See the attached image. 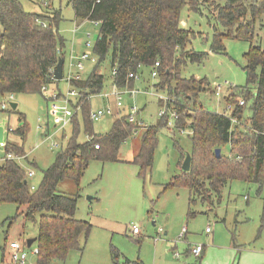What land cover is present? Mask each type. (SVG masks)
Listing matches in <instances>:
<instances>
[{"label": "trees", "instance_id": "1", "mask_svg": "<svg viewBox=\"0 0 264 264\" xmlns=\"http://www.w3.org/2000/svg\"><path fill=\"white\" fill-rule=\"evenodd\" d=\"M67 1L76 19L99 22L92 49L97 60L85 79L72 81L78 90L73 106L81 104L82 126L88 138L76 142L79 124L74 115L66 147L57 151L53 162L43 169L34 190L30 189L26 172L17 160L2 159L0 162V203H12L17 207L9 225L19 215L25 223L36 224L34 243L38 249V262L65 261L70 251L81 250L80 236L87 237L91 224L75 218L80 179L91 160H119V148L134 130H140L137 132L139 147L131 162L138 166V175L143 179L152 167L159 130L164 127L172 134L190 132V168L173 176L163 190L186 187L206 198V193L219 194L233 180L253 182L260 189L264 186V49L259 43H252L255 25L264 15V0ZM40 2L50 9L49 0L46 5L42 0ZM184 8L200 14L203 10L211 11V15L215 13L212 15L216 26H213L211 52H225V38L250 42L243 54L246 85L226 98L230 103H235L237 97L244 98L245 104L236 106L232 112L238 120L235 125L222 114L206 110L199 102V95L210 88L206 78L181 76L187 60L199 63L207 56L205 51L186 49L195 31L181 26L180 14ZM60 19V11L30 13L24 10L20 0H0V95H42V86L57 81L50 69L60 56H64L61 50L65 43L57 28ZM104 61H108L111 84L117 88H131L134 78H128V73L138 74L157 61L158 77L155 78L158 81L153 85L154 90L168 95V107L178 114L174 123L168 125L169 117L158 115L159 120L154 125L138 126L128 121V114L119 111L114 115L110 130L95 133L89 97L104 88L106 78L100 70ZM249 85L253 86L252 90ZM160 101L163 106L162 99ZM245 109L250 111V116L243 128ZM6 110L16 112V108L3 111ZM17 119L24 122V115L18 112ZM26 130L24 122L6 133L4 147L0 149L2 157L7 153H27L23 145ZM225 144L230 145V156L216 157L214 150ZM180 155L182 159L185 157L183 153ZM23 161L35 165L27 157ZM65 179L74 182V193L58 190L59 183ZM188 214L193 212L189 209ZM7 243L2 251L7 248ZM113 253L116 259L117 252Z\"/></svg>", "mask_w": 264, "mask_h": 264}, {"label": "rangeland", "instance_id": "2", "mask_svg": "<svg viewBox=\"0 0 264 264\" xmlns=\"http://www.w3.org/2000/svg\"><path fill=\"white\" fill-rule=\"evenodd\" d=\"M20 1L24 10L30 13L51 14L52 11H60L61 19L57 28L64 39L65 59L71 49L74 53L86 50L93 52L98 27L91 21L75 20L67 0H49L50 9L45 8L40 0ZM202 12L200 14L187 8L181 11L180 19L184 21L181 26L195 31L194 38L187 42L188 50L208 52L210 49L213 26H216L212 16L215 13L211 15L212 12L207 10ZM260 19L255 25L252 43H259L264 49V15ZM76 25L78 28L73 34L72 29ZM88 33L89 36L86 35ZM86 40L90 43L89 47L85 45ZM223 43L225 52L210 54L199 63L187 60L181 69L182 77L207 79L210 88L200 94L198 100L206 110L216 113L222 112L226 106V102L212 92L216 84L225 85L223 92L228 85L234 86L231 89L235 92L246 85L242 67L249 40L225 38ZM84 66L80 72L82 79L90 74L94 64L86 62ZM73 70L77 71L75 67ZM100 70L106 78L100 93H110L113 85L108 61L101 64ZM141 71L132 84L133 89L138 90L137 93L131 95L121 89L123 106L120 111L129 113L132 107H136L135 119L145 125H154L159 120V99L149 93L154 91L153 85L158 78L151 77L150 68ZM55 86V83L47 85V95L43 96L19 93L13 94V99L9 100L10 93L0 95V107L1 103L17 104L16 112L0 110V125L14 129L24 122L26 124L23 145L29 160L35 165L24 163V167L34 172L28 182L36 186L43 169L53 162L55 153L66 147L72 131L71 125L63 130L54 126L59 112L52 104L62 103L60 99L48 98ZM58 88L64 92L65 83L58 81ZM249 88L252 90L253 86L249 85ZM228 93L231 92L227 90L224 95ZM103 99L93 96L90 109L95 111L105 107L107 101ZM114 101L112 97L111 104ZM18 112L24 115V122L18 121ZM249 114L250 111L245 109L243 119ZM76 118L79 124L76 142L81 143L87 139V135L83 130L80 112L76 113ZM114 119V115H106L93 122V131L97 134L107 132ZM242 122L241 126L246 128ZM47 133L51 135L50 138L46 137ZM189 134L188 130L172 134L170 130L161 128L152 167L144 179L138 175V166L131 162L139 146V134L122 143L118 151L119 160L90 161L80 179L75 218L88 221L91 227L86 238L80 236L81 250L70 251L62 264H124L127 261L128 264H264V186L260 189L253 182L233 180L219 194L213 191L206 193V198L202 194L190 192L186 187L163 190L165 184L181 170L180 154L191 151ZM10 137L17 139L15 135ZM54 143L58 144L55 148L51 146ZM221 150L222 154L227 155L229 145L225 144ZM58 190L71 194L76 191V186L72 180L65 179L59 183ZM189 209L193 214H188ZM16 212V205L0 203V261L5 243L11 240L23 243L37 234L36 224L25 223L22 215L9 225V219ZM133 224H138L140 235L129 233ZM206 228L210 230L209 234L205 232ZM158 229H162L160 238ZM182 229L185 230L184 238L180 236ZM196 245L204 247L198 258L191 253L186 254ZM114 251L117 252L116 259Z\"/></svg>", "mask_w": 264, "mask_h": 264}, {"label": "built area", "instance_id": "3", "mask_svg": "<svg viewBox=\"0 0 264 264\" xmlns=\"http://www.w3.org/2000/svg\"><path fill=\"white\" fill-rule=\"evenodd\" d=\"M44 4H46V0H42ZM95 24H98L96 21ZM44 25V24H42ZM89 35V34H88ZM86 46H89V43L85 44ZM58 54L60 53V50H57ZM85 61H90L95 63L96 62V57L92 55L91 52L85 51L81 54H79L77 57H72L70 58V65L69 68H76L77 71H81L84 68V62ZM158 66L159 63L156 61L154 62L153 65L150 67V75L151 77H158ZM50 71L53 74V68L50 69ZM53 76V75H52ZM138 74H134L133 72L128 73V78H137ZM73 80H79V75L78 74H72L70 71L67 73V75L64 77V81L67 84V89L59 93L56 90H53L50 95H48V98L51 100H61V104H56L53 103L52 107L54 109H57L59 112V117L57 118V123L56 126L58 129H63L65 128L71 121L72 116L74 113L80 108V104L77 106H73L72 102L75 101L76 97L78 96V90L74 87L71 86ZM46 89L47 85L42 86L41 92L42 95H47L46 94ZM217 94L219 93L220 90V85L216 86ZM131 92H135L134 90H131ZM154 95H156L159 99H162L163 101V106L162 108L159 109L158 115L164 116L167 115L169 117L168 119V125H172L174 121L178 118V114L176 113L175 110H172L170 107H168L169 97L168 95L161 94L157 91L152 92ZM115 98H116V105L119 107L122 105L121 102V93L120 92H113L112 93ZM8 99L11 100L13 99V94H10L8 96ZM238 104L239 105H244V99H238ZM10 105H7L5 103H1V109L5 110L9 108ZM228 108H230V105H228ZM136 113V108H133L131 113L128 116V121L132 123H136L138 126L143 125V123L137 119H135L134 115ZM112 115L113 111L111 110L110 107H106L105 109H97L96 111L92 112L90 117L93 121H98L100 120L104 115ZM224 115H226L224 113ZM232 122L237 124V120L232 117L231 118ZM38 121H40L38 119ZM11 129H7V131H10ZM138 131L134 130L133 134H136ZM52 147H57L58 144L54 143L51 145ZM4 147V140L0 142V149ZM95 148H98L97 145H95ZM27 157V153L23 155H16L13 153H7L6 156L1 157L0 160L2 159H14L17 160L19 163H21L24 158ZM239 158V156H238ZM27 178H31L34 173L32 170L27 171ZM31 189H33V186H30ZM139 226L138 224H133L131 225V233L134 235H137L139 233ZM185 230L182 229V232L180 234L181 237L184 236ZM205 232H210L208 228H206ZM191 253L195 256H199L201 251H202V246L201 245H196L194 246L191 250ZM6 254H7V259L3 260L2 264H56L53 262H48V263H40L37 261V254H38V249L36 247L28 249L24 243L19 242L18 240H11L7 243V248H6Z\"/></svg>", "mask_w": 264, "mask_h": 264}, {"label": "crops", "instance_id": "4", "mask_svg": "<svg viewBox=\"0 0 264 264\" xmlns=\"http://www.w3.org/2000/svg\"><path fill=\"white\" fill-rule=\"evenodd\" d=\"M73 13H74V11H73ZM203 13V12H202ZM201 13V14H202ZM74 19L75 20H78V21H84L85 19H76L75 17H74ZM88 21V20H87ZM184 21H182L181 20V23H183ZM94 24H95V22H94ZM95 26L96 27H98L99 26V22H98V24H95ZM78 27H77V25H76V27H74L73 29H72V33L73 34H75V31H76V29H77ZM89 34V33H88ZM88 34H86L87 36H89ZM86 43H89V41L88 40H86L85 41V44ZM89 46H90V43H89ZM89 46H86V47H89ZM65 48V46L63 47V49ZM63 49L61 50L62 52H63ZM87 51V50H86ZM83 52H85V51H82V52H80V53H74V51L71 49L70 50V52H69V56L67 57V59H65L64 58V56L62 57V56H60V57H62L63 58V66H62V78H61V81H63L64 83H65V85H66V89H67V84H66V82L64 81V77L67 75V73L70 71L72 74H78L79 75V80H81L82 78H81V75H80V72L84 69H82L81 71H74L73 70V68H69V65H70V58H71V56L72 57H74V59H75V57H77L79 54H81V53H83ZM90 52V51H89ZM92 53V52H91ZM60 54V53H59ZM210 54H214L213 52H211V50L209 49V51L207 52V56L208 55H210ZM92 55H93V53H92ZM95 56V55H94ZM96 57V56H95ZM96 60H97V58H96ZM65 61H67V62H65ZM92 63V64H94L93 62H90V61H85L84 63ZM57 63V62H56ZM56 65V64H55ZM55 67V66H54ZM54 67H53V69H54ZM85 67V66H84ZM150 68V67H149ZM144 69V68H143ZM142 71H140V73H141ZM53 75V74H52ZM154 78V77H153ZM54 79V78H53ZM134 79H136V78H134ZM58 81H60V80H57L56 82H53V83H51V84H54L55 83V88L53 89V90H56V91H58L59 93H62L61 92V90L58 88ZM48 85H50V84H48ZM217 85H220V84H216L215 86H214V88H212L213 89V94L214 95H216V96H220V98L223 100V101H225L226 102V106H225V108H224V110L222 111V112H220V114H222L223 116H225V117H227V118H229L230 119V121H231V124L232 125H235V123H233L232 122V120H231V118L232 117H234L236 120H237V118L235 117V116H233L232 115V112H233V110H234V108L236 107V106H242V105H239L238 104V99H240V97H237L236 98V102L235 103H230V102H227L226 101V98L231 94H226V95H224V93L227 91V90H229V92H232V91H230V90H233L234 91V89H231V88H233L234 86H232V85H228V84H226V86L228 85V87L227 88H225L226 90L223 92V90H222V88H223V86H225V85H220V90H219V93L217 94L216 92H217V90H216V86ZM71 86L72 87H74V88H76L75 86H74V84L72 83L71 84ZM65 89V90H66ZM124 90V92H127V93H129V94H131V95H133V94H135V93H137V91L138 90H134L133 89V87H131V88H128L127 86L126 87H123V88H117V87H115V86H113V89H112V91L110 92V93H98V94H95V95H93V96H100V97H102V98H104L103 100H105V101H107V103H106V106L105 107H101V108H98V109H105L106 107H110L111 108V110L113 111V114L112 115H109V116H113V115H115V113H118L119 111H120V109H121V107L123 106V105H121V106H117L116 105V98H115V96L112 94L113 92H120L121 94L123 93L122 92V90ZM131 90H134L135 92H131ZM153 92H155V90L153 91ZM148 93V92H147ZM149 94H152V95H154L152 92L151 93H149ZM93 96H91V97H89V102L91 101V99L93 98ZM113 97V99L115 100L114 101V104H111V98ZM242 98V97H241ZM159 99V98H158ZM73 102H75V101H73ZM112 103H113V100H112ZM162 102L160 101V99L158 100V105H159V108H161L162 107ZM81 105V104H80ZM228 105H230V108H228ZM16 107H17V104H16ZM133 108H136V107H132L131 108V111H132V109ZM1 109V108H0ZM96 111V110H95ZM131 111L129 112V113H126V114H130L131 113ZM77 112H81V108H79L75 113H74V115H76V113ZM92 112H94L93 110H91L90 109V115H91V113ZM137 112V111H136ZM121 113H123L122 111H121ZM224 113L226 114V115H224ZM244 114V113H243ZM73 115V116H74ZM106 115H108V114H106ZM106 115H104V116H106ZM53 116V115H52ZM72 116V117H73ZM103 116V117H104ZM249 116H250V114H249ZM248 116V117H249ZM54 118H56L55 116H53ZM134 117H135V115H134ZM243 117V116H242ZM247 117V118H248ZM136 118V117H135ZM247 118L246 119H243V124H245L246 123V120H247ZM90 119H91V117H90ZM40 120V119H39ZM92 120V119H91ZM71 122H72V118H71V121H70V123L68 124V125H72L71 124ZM92 122H95V121H93L92 120ZM237 122H238V120H237ZM55 124H54V126L55 127H57L56 126V123H57V120H55V122H54ZM240 123V122H239ZM67 125V126H68ZM244 127H245V125H243ZM58 128V127H57ZM4 129H5V133H4V141H5V137H6V133L8 132L7 131V129H12V128H10L9 126H4ZM63 129H65V128H63ZM63 129H59V130H63ZM140 130H138V132H139ZM138 134V133H137ZM136 134V135H137ZM135 134H131L129 137H131L132 138V136L133 137H135L134 136ZM47 138H50L51 137V135L50 134H48L47 133V136H46ZM46 138V139H47ZM87 138H88V135H87ZM226 145H229V144H226ZM224 146V145H223ZM223 146H221V147H223ZM139 147V146H138ZM221 147H220V156H221V154H222V150H221ZM55 148V147H54ZM62 149V148H61ZM138 150V149H137ZM2 151V150H1ZM137 152V151H136ZM136 152H135V154H136ZM134 154V155H135ZM190 154V153H189ZM186 155V154H185ZM224 155V154H223ZM3 155H0V158L2 157ZM227 156H230V145H229V153L227 154ZM27 158H29V154L27 153ZM184 159H185V157L182 159H180V166H181V170H182V163H183V161H184ZM0 162H1V160H0ZM22 163H20L21 165H22V167L24 168V170H25V172H26V174H27V171H29V170H26L25 169V167H24V163H27V162H25V161H21ZM180 170V171H181ZM182 171H184V170H182ZM34 173V172H33ZM34 176V175H33ZM32 176V177H33ZM26 178H27V175H26ZM28 179L29 178H27L26 180H27V182H28ZM29 183V182H28ZM29 186H33V189H31V190H34L35 188H36V185H33V184H30L29 183ZM88 199H92V197H88ZM153 224V223H152ZM182 231V230H181ZM129 233L131 234V235H133L134 236V234L133 233H131V228H130V230H129ZM160 233H162V229H158V231H157V235H158V237L160 238ZM207 234H209V232H206ZM164 234H166V232L164 233ZM137 235H140V231H139V233L137 234ZM185 237V232H184V236L182 237V238H184ZM32 238H35V237H32ZM30 239V238H29ZM27 240V239H26ZM26 240L25 241H23L24 243H25V246L28 248V249H30V248H33V247H36L35 246V241L30 245V246H27V243H26ZM37 248V247H36ZM203 251H204V247L202 246V251H201V253H203ZM188 253H191V251L190 250H187V253L186 254H188ZM200 253V254H201ZM192 254V253H191ZM195 256V255H194ZM196 258H198L199 256H195ZM5 259H7V254H6V249L5 250H3L2 251V258H1V261H0V264H2V262H3V260H5ZM51 262H53V263H56V264H62L63 262L62 261H59V260H53V261H51Z\"/></svg>", "mask_w": 264, "mask_h": 264}, {"label": "water", "instance_id": "5", "mask_svg": "<svg viewBox=\"0 0 264 264\" xmlns=\"http://www.w3.org/2000/svg\"><path fill=\"white\" fill-rule=\"evenodd\" d=\"M62 66H63V58L59 57L56 65L53 69V78L55 80H61V78H62ZM9 105L12 109L16 108V103H10ZM4 133H5L4 126L0 125V142H2L4 140ZM214 153H215V156L219 158L220 157V148H216L214 150ZM190 160H191V157H190V154L188 153L185 155V159L182 163V170H184V171L189 170ZM34 241H35V238L27 239L26 240L27 246H30Z\"/></svg>", "mask_w": 264, "mask_h": 264}]
</instances>
